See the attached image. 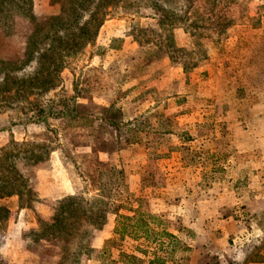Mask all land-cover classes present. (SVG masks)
I'll return each instance as SVG.
<instances>
[{"label":"rangeland","instance_id":"obj_1","mask_svg":"<svg viewBox=\"0 0 264 264\" xmlns=\"http://www.w3.org/2000/svg\"><path fill=\"white\" fill-rule=\"evenodd\" d=\"M134 1L130 13L113 10L95 42L62 69L57 88L42 93L28 82L35 62L7 63L23 61L36 23L60 14V4L33 0V17L17 15L0 27V83L9 74L12 89L31 90L1 97L0 164L25 183L18 199L0 197L3 264L154 258L156 245L116 234L110 214L93 228L90 254L78 256L75 242L69 248L77 256L59 263L62 242L33 235L39 220H51L58 201L70 196L39 197L51 175L70 182L71 195L104 191L134 207L141 200L158 216L156 225L179 240L160 250L164 262L154 264H264V0ZM76 95L82 111L112 105L128 125L115 129L86 115L48 117V125L29 120L34 103L54 100L57 110L61 99ZM119 143L124 150L115 149ZM93 146L115 149L98 153L106 169L90 156ZM10 176L1 171L0 185Z\"/></svg>","mask_w":264,"mask_h":264},{"label":"trees","instance_id":"obj_2","mask_svg":"<svg viewBox=\"0 0 264 264\" xmlns=\"http://www.w3.org/2000/svg\"><path fill=\"white\" fill-rule=\"evenodd\" d=\"M57 2L61 7L60 14L50 17L45 22L36 23L28 38L23 61L7 63L17 65L20 62H35L37 69L33 75L34 78L29 79L28 82L33 81V89H39V93L57 88L61 80L62 69L71 61L77 60L84 54L87 46L95 42L100 28L113 10L124 9L125 12L130 13L137 7L134 0H57ZM154 6L157 9L159 7L158 2H155ZM172 14L174 13L172 12ZM17 15L33 17V0H0V27H9ZM161 24L164 25L163 20ZM166 25L171 26L169 23ZM43 73H45V77L42 80L37 78L39 74ZM6 79L7 82L0 83V107L1 97L5 96V93L18 95L23 93L26 95L31 91L26 90L23 85H18L13 90L11 87L13 79H10L9 74H7ZM77 97L78 95L61 99L57 104L62 107L57 110L54 108V100L48 105L36 102L33 104L35 110H33V115L29 117V120L48 125V117L75 119L81 115H86L99 119L115 129L121 125H128L117 119L120 112L112 105L107 111L96 109L89 113L82 111L81 109L85 108L86 105L77 102ZM96 115L99 117H95ZM115 149L117 151L124 150L120 143L116 145ZM115 149H108L105 146L101 149H98L97 146L92 147L90 156L95 157V164L99 170L106 169L109 164L101 160L98 153L111 154ZM1 171H6L11 176L4 180L6 181L5 185H0V197L21 196L20 188L25 185L21 174L12 166L3 164H0ZM111 200L108 193L104 191L92 198L84 197L81 194L62 198L58 201L51 220L40 219L39 227L33 230V235L36 240L56 239L62 242L59 263H64L70 259V256L74 258L80 253L90 254L93 248L88 242L93 236V228L105 224L108 215L114 214L116 216L114 229L116 234L135 239L144 238L147 242L155 244L154 258L149 261V264L164 262V258L158 253L166 247H173L177 244L179 242L177 236L165 228H159L156 225L158 216L143 210L141 200H137V207L127 206V202L120 200H116L117 202ZM123 210L132 212V214L123 213ZM0 220L2 221L1 215ZM165 237L169 241H165ZM75 242L78 243L77 255L71 254L69 248ZM139 251L143 254L147 253L146 250L139 249ZM100 253L103 254L104 251L102 250ZM119 261L123 264H146L145 260L133 254H122L119 260H112L111 264H118ZM0 264H3L1 258Z\"/></svg>","mask_w":264,"mask_h":264},{"label":"crops","instance_id":"obj_3","mask_svg":"<svg viewBox=\"0 0 264 264\" xmlns=\"http://www.w3.org/2000/svg\"><path fill=\"white\" fill-rule=\"evenodd\" d=\"M177 83V88L178 87H181V85H182V82L180 83L179 81H174V82H172V83ZM178 93H180L179 92V89H177V91H176V93L175 94H177L178 95ZM235 100H236V103H238L239 102V100H238V98L237 97H235ZM236 109H237V112L238 113H240L243 109L242 108H239V107H236ZM241 123H243V121L241 122ZM58 170V168H56L55 170H54V172H56ZM54 178L52 177V175H51V177L49 178V191L47 190V192H45V191H43L42 192V194L39 196V197H42V198H44V197H46V196H49V197H51L52 199H60V198H62V197H64V196H67V195H71V194H74L75 193V191H74V188H73V186L70 184V182H67V181H63V182H60V183H58V182H55V179L53 180ZM9 198H11V199H18V197L17 196H13V197H9ZM1 200H4V199H1ZM19 203V202H18ZM16 208L20 211V212H22V211H25L26 210V207H24V206H16ZM36 226V221H33V227H35Z\"/></svg>","mask_w":264,"mask_h":264}]
</instances>
